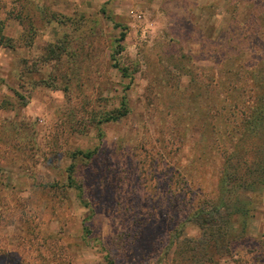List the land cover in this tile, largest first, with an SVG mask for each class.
Returning <instances> with one entry per match:
<instances>
[{
	"label": "rangeland",
	"instance_id": "obj_1",
	"mask_svg": "<svg viewBox=\"0 0 264 264\" xmlns=\"http://www.w3.org/2000/svg\"><path fill=\"white\" fill-rule=\"evenodd\" d=\"M251 12L264 0H0V264H264V185L225 250L209 212L257 102L222 105L224 60L200 49L264 66Z\"/></svg>",
	"mask_w": 264,
	"mask_h": 264
},
{
	"label": "trees",
	"instance_id": "obj_2",
	"mask_svg": "<svg viewBox=\"0 0 264 264\" xmlns=\"http://www.w3.org/2000/svg\"><path fill=\"white\" fill-rule=\"evenodd\" d=\"M11 14H13V12L9 13V15ZM249 17L250 19H255L251 22L255 24L253 26H250L248 30L256 37L260 36V34L264 32V13L257 14V12H251ZM257 20H259V24L255 22ZM4 27H5V20H2V18L0 17V46L4 43V35H3ZM237 43L240 47H242L240 48L241 50L249 45L246 41L244 42L240 41ZM222 44L223 43H220L219 41H212L211 39H209L207 42H204L203 44L200 43V47H201L200 49L204 50V52H207V54H210L209 56L210 58L215 57L217 59L224 60V64L222 65V70L219 68L220 74H218V72H216L214 69L212 68L210 69V71L215 72L214 78H217V82L215 84L218 85V91L223 89L222 99H221L222 105H224L225 102L227 103L231 98V94H230L231 92L228 90V88L231 87V90L234 92L236 90L237 92L241 90L242 93L249 91L251 92V95H249V97L250 98L254 97V100L257 102L255 108L250 111V114L257 113L256 114L257 117L255 119L259 121V123H254L253 124L254 126L251 124L247 125L246 138L242 139V142L238 143L237 145L238 147L235 149V152H233V155L231 154V156H229L228 159H226V161L228 160L229 162H228V166L225 168L224 183L221 185L222 200L221 202H219L220 203L219 205H216L214 209L212 207V210L209 211L217 215L221 214L219 216L222 217V234H221L222 249L225 250L224 247H226L227 243L234 244L241 237L239 233L238 234L234 233L233 241L232 240L229 241L228 233L225 230L227 228L226 220L229 219L228 216L230 217L232 215L231 213H235L241 208L239 204H241L243 201L242 199H243V194H245V191H252L257 185H264V66L261 65V67L257 69L256 67H259L260 62L256 63L255 65L249 63V62L257 61L254 55H249L247 61H245L247 65L243 64V66H240V62H238L235 66L233 64L234 59L244 57L245 54L242 51H238L237 53L232 54V52L237 51L238 48L228 47L225 45L222 47ZM225 44L231 45L229 42H225ZM117 53L118 50H116V52L114 51L112 55V61L114 62L115 68H117L118 66L117 65L118 62L115 59ZM180 58L182 60V62L179 63L180 65L186 63L189 64L190 66L191 65L196 66V63L200 59V58H195L192 54L184 55L181 56ZM201 59H207V58H201ZM261 69L262 71H257ZM180 70L182 69L180 68ZM206 70L209 71V68ZM209 78L211 83H213L214 78L212 79L211 77ZM192 82H194V77L192 79ZM244 86H248V87L246 88ZM217 98L220 99L219 93L214 92L210 94L209 99L211 103L213 102L217 103L218 102ZM178 99L179 100L173 104L174 108L176 109L177 107H180L181 109H184V103L180 102V100L182 99L180 98ZM222 109H224L223 106ZM114 118L117 119V117ZM211 128L214 129L213 125H211ZM248 128L250 130L249 134H248ZM238 133H240V131ZM227 206H229L230 209L229 212L227 211ZM221 208H222V213L217 211L220 210ZM201 211H205V210L197 209L196 214L200 213ZM206 244H207L206 240H202L200 243V245L203 248L204 246H206Z\"/></svg>",
	"mask_w": 264,
	"mask_h": 264
}]
</instances>
